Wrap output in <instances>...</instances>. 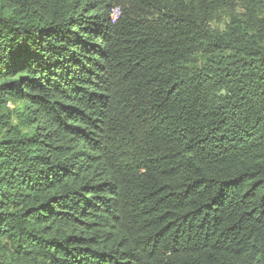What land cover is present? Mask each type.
<instances>
[{"label": "trees", "instance_id": "obj_1", "mask_svg": "<svg viewBox=\"0 0 264 264\" xmlns=\"http://www.w3.org/2000/svg\"><path fill=\"white\" fill-rule=\"evenodd\" d=\"M0 264H264V0H0Z\"/></svg>", "mask_w": 264, "mask_h": 264}, {"label": "built area", "instance_id": "obj_2", "mask_svg": "<svg viewBox=\"0 0 264 264\" xmlns=\"http://www.w3.org/2000/svg\"><path fill=\"white\" fill-rule=\"evenodd\" d=\"M114 17H115V11H114Z\"/></svg>", "mask_w": 264, "mask_h": 264}]
</instances>
